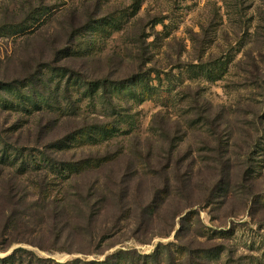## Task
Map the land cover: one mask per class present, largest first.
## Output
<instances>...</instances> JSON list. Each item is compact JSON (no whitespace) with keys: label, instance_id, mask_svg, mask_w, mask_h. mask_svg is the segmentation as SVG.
Returning <instances> with one entry per match:
<instances>
[{"label":"rangeland","instance_id":"obj_1","mask_svg":"<svg viewBox=\"0 0 264 264\" xmlns=\"http://www.w3.org/2000/svg\"><path fill=\"white\" fill-rule=\"evenodd\" d=\"M56 45L71 57H56ZM40 54L87 82L108 78L118 88L110 100L102 92L91 99L87 82L59 76L61 104L52 114L2 91L10 102L0 103V123L9 117L2 129L14 127L3 141L11 137L10 145L17 141L27 155L37 142L67 140L127 114L131 119L107 143L88 146L76 137L64 152L51 150L70 162L109 157L99 176L121 174L125 182L136 171L142 203L164 189V173H171L176 192L162 196L167 200L154 231L140 243L129 225L118 236L123 243L108 253L132 251L156 264H264V0H0V62L7 75ZM38 122L51 127L47 137ZM1 147L0 158L14 156ZM178 202L194 208L174 220L168 237L152 236L170 229ZM115 207L114 201L108 217ZM24 248L59 263L97 259Z\"/></svg>","mask_w":264,"mask_h":264},{"label":"trees","instance_id":"obj_2","mask_svg":"<svg viewBox=\"0 0 264 264\" xmlns=\"http://www.w3.org/2000/svg\"><path fill=\"white\" fill-rule=\"evenodd\" d=\"M61 47L58 46L55 56L63 55V59L71 57V51ZM53 64L43 54L38 59L26 57V60L19 61V67L10 77L7 75L8 69L0 62V103H10L3 100L5 97L1 92L4 91L9 95L16 94L20 101L27 98V102L35 107L37 113L56 112L61 104L59 86L56 85L60 82L57 80L65 76L69 82L82 79L86 84L87 78L73 68L54 67ZM68 72L70 75H66ZM113 86L108 78L88 81L87 96L92 99L102 92L101 95L107 94L110 100L113 90L118 88ZM66 93V100H71L68 90ZM1 114L2 111L0 118ZM126 118L131 119V116L119 115L111 125L102 122L90 125L75 135H70L67 140L49 143L43 141L40 147L37 142L36 149H28L27 155L23 154L25 150L17 141L13 146L10 145L11 137L6 141L0 138L2 152L9 150L14 153L13 157L2 155L0 158V254H6L13 247L19 246L10 254L0 256V264H156L153 256L135 258V252L122 249L108 252L123 243L118 236L129 225L136 227L132 238L140 243L144 242L146 234L154 231L156 212L165 202L162 199H166L162 196L169 197L176 192L170 188L171 173H164V189L152 190L149 202L142 203L138 196L140 189L133 186L134 176L138 175L136 171L125 182L124 175L121 174L110 178L107 175L99 176V171L109 166V157L98 155L93 160L70 162L67 158L64 160L63 154L58 156V153L51 150L64 152L68 148V142L76 137H84L86 145L98 147L116 137L120 131V122H125ZM8 120L9 117H5L0 123V136L3 132L14 130V127L2 129ZM35 127L46 137L49 128L51 130L49 125L43 126L41 122ZM177 176L178 179L181 178L176 173L174 179ZM61 178L64 185L58 183ZM188 183H183L181 189L186 190ZM114 201L115 215L108 217ZM193 208V203L178 202L169 219L172 222L170 229L167 231L165 228L163 233H153L152 236L168 237L174 230V220L184 211ZM190 213L191 211L188 214ZM123 235L126 233L123 232ZM24 246L47 253L81 254L97 259L87 261V258H75L59 263L40 257ZM75 246L77 249H74ZM98 256H104V259L100 260Z\"/></svg>","mask_w":264,"mask_h":264}]
</instances>
